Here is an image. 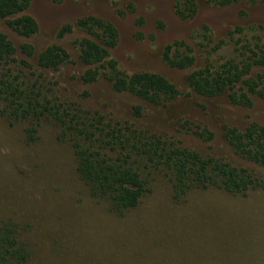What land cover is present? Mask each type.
Returning a JSON list of instances; mask_svg holds the SVG:
<instances>
[{
    "label": "rangeland",
    "instance_id": "obj_1",
    "mask_svg": "<svg viewBox=\"0 0 264 264\" xmlns=\"http://www.w3.org/2000/svg\"><path fill=\"white\" fill-rule=\"evenodd\" d=\"M176 2L32 0L28 14L38 23L36 36L22 38L2 20L0 31L19 50L31 44L32 63L52 45L71 54V63L45 72L59 84V96L173 138L203 156L253 168L235 154L225 133L227 128L245 131L252 123L264 125V101L252 96L253 106L247 108L231 104L227 93L202 97L189 87L188 76L208 62L219 66L238 61L235 42L243 35L236 34L234 40L229 33L264 26V0H238L229 7L196 0L198 13L188 21L177 15ZM91 16L118 29L119 44L111 54L123 73L159 74L181 96L156 106L116 93L107 81L84 85L80 77L87 68L79 60L75 42L87 35L77 29L62 38L60 33L66 25ZM203 26L211 29L214 43L203 39ZM253 35L257 32L248 33L249 38ZM174 42L193 50L194 67L179 70L164 61L166 47ZM135 106L143 107L142 117L135 115ZM24 127L0 118V227L10 221L18 224L31 255L27 264H264V193L233 197L207 190L191 195L190 203L177 204L168 180L155 176L139 208L117 215L91 197L77 174L74 152L59 139L55 125L42 123L41 139L32 146L25 144ZM204 131L208 134L198 135Z\"/></svg>",
    "mask_w": 264,
    "mask_h": 264
},
{
    "label": "trees",
    "instance_id": "obj_2",
    "mask_svg": "<svg viewBox=\"0 0 264 264\" xmlns=\"http://www.w3.org/2000/svg\"><path fill=\"white\" fill-rule=\"evenodd\" d=\"M237 1L207 0V3L229 7ZM31 2L0 0V20L25 39L39 32L38 23L28 14ZM175 9L181 19L193 20L198 4L196 0H177ZM138 23L142 26L144 20ZM75 29L87 35L75 42L79 60L87 68L80 77L84 85L107 81L116 93L130 94L156 106L181 96L179 89L159 74L127 75L120 70L111 54L119 44V32L113 23L94 16L79 19L63 27L60 37ZM200 32L208 44L214 43L208 26H203ZM250 32H257V36L249 38ZM250 32L237 28L229 33L234 40L236 34L243 35L235 42L238 61L230 60L219 66L208 62L189 74L188 84L195 94L215 98L227 93L231 104L247 108L253 106L252 96L264 101V26L251 28ZM34 56L31 44H23L19 50L0 31V118L12 126L25 125L27 146L40 141L42 123L55 125L59 139L71 146L77 174L91 197L106 203L113 213L124 215L139 208L151 192L155 176L168 180L177 204L190 203L191 195L207 190L233 197H247L254 191L264 193V125L252 123L245 131L226 129L225 137L235 154L253 168L203 156L173 138L137 128L128 121L122 122L59 96L56 91L59 84L52 82L45 72L58 71L72 62L64 47L52 45L32 63ZM163 58L179 70L190 69L196 63L193 50L183 42L168 45ZM256 68L260 71L255 72ZM133 110L137 117L143 116V107L135 106ZM205 134L208 132L198 133ZM30 257L18 224L4 223L0 227V264H27Z\"/></svg>",
    "mask_w": 264,
    "mask_h": 264
}]
</instances>
